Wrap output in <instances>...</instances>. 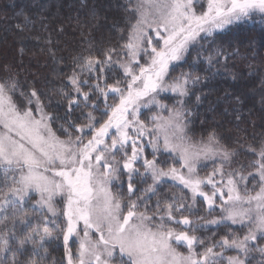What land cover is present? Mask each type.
I'll return each mask as SVG.
<instances>
[{
	"label": "snow or ice",
	"instance_id": "snow-or-ice-1",
	"mask_svg": "<svg viewBox=\"0 0 264 264\" xmlns=\"http://www.w3.org/2000/svg\"><path fill=\"white\" fill-rule=\"evenodd\" d=\"M127 10L126 34L86 41L73 57L57 93L63 115L35 87L0 81V264H48L56 241L66 264L264 257V141L241 145L243 165L215 130L199 139L188 131L197 87L231 58L218 41L264 20V0H130ZM121 185L126 198L113 191Z\"/></svg>",
	"mask_w": 264,
	"mask_h": 264
},
{
	"label": "trees",
	"instance_id": "trees-1",
	"mask_svg": "<svg viewBox=\"0 0 264 264\" xmlns=\"http://www.w3.org/2000/svg\"><path fill=\"white\" fill-rule=\"evenodd\" d=\"M129 4L130 0H0V81L11 76L25 91L35 87L48 109L63 115L64 101L57 93L67 83L73 57L84 51L86 41L99 46L126 34L128 22H134ZM218 43L231 58L197 87L200 102L193 99L189 106L193 115L188 131L199 139L215 130L242 153L239 164L247 165L250 154L241 145L264 141V20L257 17L233 26ZM14 100L23 104L19 95ZM116 190L124 196V187ZM198 234L212 237L211 232ZM47 257L48 264H66L61 242L51 244ZM252 264H264V258L255 256Z\"/></svg>",
	"mask_w": 264,
	"mask_h": 264
},
{
	"label": "rangeland",
	"instance_id": "rangeland-1",
	"mask_svg": "<svg viewBox=\"0 0 264 264\" xmlns=\"http://www.w3.org/2000/svg\"><path fill=\"white\" fill-rule=\"evenodd\" d=\"M134 2L136 3V0H134ZM197 11H200V9L199 8H197ZM164 98H166V99H170V101L168 100H164ZM161 99L163 100V102L164 103H166V104H168L169 106H171L173 103H174V101H175V97H170V95L169 94H162V96H161ZM142 111V119H146V117H145V113H149V110H147V109H142L141 110ZM0 130H2V129H0ZM63 138V137H62ZM203 174V173H202ZM123 179V178H122ZM121 187L123 188L124 187V197L126 196L127 197V193H125L126 192V187L125 186H123V185H121ZM116 189H119V188H117V187H115ZM114 187H113V191L115 192V191H117L116 189H115ZM177 191V189H175V190H173V192H176ZM123 196V195H122ZM61 197H57L56 198V200H57V204H56V206H57V208H58V210H60V209H62L63 208V204L62 203H60V201H61ZM127 202V200L125 199V203ZM153 203H154V201H153ZM150 207H151V205H150ZM203 214V213H202ZM197 235H199L198 233H197ZM56 242H60V241H56ZM61 245H63L62 243H61ZM178 250L179 251H181V252H183V253H186L187 252V249L186 248H184V247H180V248H178ZM77 251H78V244L77 245H75V246H72V253H73V256L75 257L76 256V254H77ZM228 254H234V253H228ZM257 257V258H264V257H262L259 253H253V257Z\"/></svg>",
	"mask_w": 264,
	"mask_h": 264
}]
</instances>
